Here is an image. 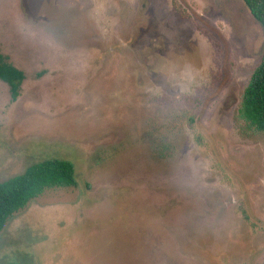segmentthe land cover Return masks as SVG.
I'll return each mask as SVG.
<instances>
[{
	"label": "rangeland",
	"instance_id": "obj_1",
	"mask_svg": "<svg viewBox=\"0 0 264 264\" xmlns=\"http://www.w3.org/2000/svg\"><path fill=\"white\" fill-rule=\"evenodd\" d=\"M0 183L46 159L47 190L0 264H264V133L240 117L264 55L243 0H0Z\"/></svg>",
	"mask_w": 264,
	"mask_h": 264
},
{
	"label": "trees",
	"instance_id": "obj_2",
	"mask_svg": "<svg viewBox=\"0 0 264 264\" xmlns=\"http://www.w3.org/2000/svg\"><path fill=\"white\" fill-rule=\"evenodd\" d=\"M253 17L264 26V0H243ZM25 73L0 53V81L8 85L12 102L21 96ZM240 117L247 126L264 133V55L245 89ZM77 186L75 165L53 158L29 166L22 174L0 183V235L14 215L47 190Z\"/></svg>",
	"mask_w": 264,
	"mask_h": 264
}]
</instances>
